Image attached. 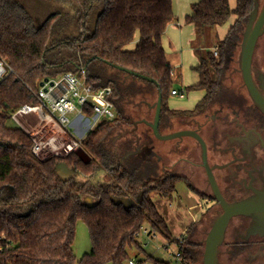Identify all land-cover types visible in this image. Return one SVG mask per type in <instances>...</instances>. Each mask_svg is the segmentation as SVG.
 Masks as SVG:
<instances>
[{
	"label": "trees",
	"instance_id": "16d2710c",
	"mask_svg": "<svg viewBox=\"0 0 264 264\" xmlns=\"http://www.w3.org/2000/svg\"><path fill=\"white\" fill-rule=\"evenodd\" d=\"M52 1L66 8L64 15L52 13L36 25L22 3L0 0V60L12 68L0 81V264H126L132 251L149 264H170L146 254L136 234L148 221L152 232L171 238L151 193L171 197L178 178L166 173L144 178L139 165L129 161L131 156L123 159V152L111 141L132 123L125 105L118 103L115 118L100 122L82 139L81 146L90 156L88 163L73 152L46 158L36 155L30 134L9 120L22 105L38 102L36 93L45 78L67 71L83 69L89 83L109 86L112 95H119L117 80L102 83L101 76L91 72L95 59L154 78L157 85L144 81L156 87L155 99L161 93L160 123L167 113L205 112L217 103L220 78L241 43L255 0H236L233 9L228 0H198L185 16L197 35L236 16L225 38L217 43V54L208 52L192 68L198 82L187 89L202 90L204 95L190 111L171 110L167 105L173 64L161 36L174 19L172 0ZM70 23L76 24L75 35L67 27ZM63 47L72 51L69 59L46 61L51 50ZM57 162L74 167L79 175L63 179L55 170ZM98 170L106 172L107 182L92 180ZM119 197L132 204H114L112 199ZM77 220L86 225L91 243L90 252L79 259L73 252ZM193 230L190 224L182 237V264H202V243L191 239Z\"/></svg>",
	"mask_w": 264,
	"mask_h": 264
},
{
	"label": "rangeland",
	"instance_id": "374dc122",
	"mask_svg": "<svg viewBox=\"0 0 264 264\" xmlns=\"http://www.w3.org/2000/svg\"><path fill=\"white\" fill-rule=\"evenodd\" d=\"M22 3L30 16L34 20L36 25H41L49 15L55 12L66 11V8L62 4H59L52 0H17ZM258 3L257 12H260L264 4V0H256ZM62 15L64 13L62 12ZM68 29H71L73 34H76V24L70 23L67 25ZM214 27H207L205 29V34H198V40L195 43L196 46L200 48L201 57H207L208 52H213L214 46L216 45V36H215ZM240 51L241 47L238 44L233 51V56L229 60L227 69L222 74L220 78L221 81V91L217 97V103H214L211 107L215 108L218 104H225L228 101L233 104L240 106L238 109L247 110L248 104L252 102L246 88L243 84L239 60H240ZM72 55V51L68 48H59L51 50L47 56L46 61L49 63H56L61 60L69 59ZM170 62L175 66H181L180 71H176L173 76L172 88L181 92L184 87L192 85L195 80V74L192 72V69L188 67L189 59H184L183 54L180 50L173 48L169 54ZM264 58V33L259 38L253 59L261 61ZM194 60H191L193 63ZM90 69L92 73H98L101 78V82L104 83L108 79L117 80L119 82L120 94L112 95L111 100L114 104L115 110L116 105H125L124 111L132 119L133 123L138 122L139 120L153 119V110H149L148 106L156 101L155 93L156 87L147 83L146 81L141 80L137 77L127 75L126 72L119 70L115 67L106 65L100 60H93L90 64ZM214 77V71L212 72ZM195 95H198V91L188 92L185 98H179L177 96L169 95L167 99V105L171 109L181 108L184 101H189L193 99ZM155 100V101H154ZM253 103V102H252ZM210 107V108H211ZM168 117L169 114L167 113ZM69 118L73 120L75 114H70ZM163 122V121H162ZM159 124L160 134H168L176 130H181L182 125L178 124L177 121H173L172 125L163 123ZM37 121L31 116H13L9 120V124L12 126L23 127L27 132H32V129L36 126ZM86 128L80 126L77 123H74L71 127L74 137L77 139L84 138L86 135V130L91 124L92 120L86 121ZM95 126H91L93 129ZM127 128H133L131 125ZM136 131L141 137V144L143 145L142 152L137 153L136 156L129 157V161L139 165L141 168L142 175L144 178H158L164 175L166 162L165 154L166 150L170 144H173L176 140H160L155 137L151 131L148 130L145 123L138 122ZM64 136L63 133L55 132L52 133L48 131L46 133H41L40 138L44 141L52 139V144L45 143L42 146V156H64L62 148L59 141H55V137ZM72 138V136H71ZM186 140H190L191 144L193 142L190 138L185 137ZM68 139H64V143L68 142ZM113 144L122 143L123 141L117 138H112L111 141ZM57 143V144H56ZM56 144V146L54 145ZM195 145V144H194ZM82 147L81 145H79ZM196 146V145H195ZM121 151L122 147L119 146ZM129 156V155H128ZM126 156L125 158H127ZM104 170H98L97 173L92 177V180H106L104 175ZM151 198L158 208L159 213L166 220L168 229L171 234L170 239H166L159 233H154L151 231L148 221H145L142 225V230L137 237L142 247L144 248L146 254L153 255L155 258L170 262V264H176L174 254L178 250L176 239L184 234V230L190 224L193 225V235L192 240L202 243V251L204 246V240L206 234L210 228V225L213 219L217 216L218 211L214 212L213 208L210 207L206 202L199 196L196 190L190 188V185L186 181L181 180L177 181L175 185V191L171 197L163 198L158 193H151ZM235 222V220H234ZM147 229L149 233H144L143 230ZM229 240V235L226 236L225 240ZM225 245L220 246L218 255V264H236L235 262H230L226 256ZM91 243L89 238V233L86 225L81 221L77 220L75 224V238L73 241V252L77 259H79L83 254L90 252ZM131 256H137L143 258V255H137L136 252L132 251ZM240 260V259H239ZM242 261V260H241Z\"/></svg>",
	"mask_w": 264,
	"mask_h": 264
},
{
	"label": "flooded vegetation",
	"instance_id": "af4514ba",
	"mask_svg": "<svg viewBox=\"0 0 264 264\" xmlns=\"http://www.w3.org/2000/svg\"><path fill=\"white\" fill-rule=\"evenodd\" d=\"M252 75L264 95V58L261 61L252 60ZM229 101L198 114H169L162 123L172 125L173 121H177L182 125L181 130H195L204 139L207 162L219 193L227 202L264 200V114L252 102L243 111ZM147 106L154 111L153 107ZM131 126L134 127L133 121ZM132 129L127 128L116 136L123 141L114 144L117 149L122 147L123 159L128 155L136 156V152L140 153L143 149L139 133L136 130L130 132ZM125 131L128 133H123ZM188 138L196 146L185 137L176 138L169 145L164 173L176 176L178 181H186L219 214L221 206L215 199L203 167L200 145L194 138ZM104 175L106 177V172ZM98 182H107V178ZM228 235L229 240H225ZM222 245L227 247L226 256L230 262L264 264V214L233 217L226 227Z\"/></svg>",
	"mask_w": 264,
	"mask_h": 264
},
{
	"label": "built area",
	"instance_id": "2783aa9c",
	"mask_svg": "<svg viewBox=\"0 0 264 264\" xmlns=\"http://www.w3.org/2000/svg\"><path fill=\"white\" fill-rule=\"evenodd\" d=\"M216 50L214 55H216ZM12 72V68L4 60H0V81ZM47 79V80H45ZM43 84L39 86L36 93V104L22 105L13 116H31L37 123L32 132H28L33 140L32 151L36 155L42 156V146L47 143L52 144V139L44 141L40 138L41 133L51 131L60 132L64 136L55 137L59 141L64 154L73 152L81 145V141L74 137L71 127L74 123L86 128V121L92 120L91 126H97L104 120H112L116 116V110L111 100L112 89L109 86H96L87 81L86 72L81 69L79 72L67 71L54 77L45 78ZM170 95H181L176 89L170 91ZM88 112L91 115H88ZM70 114H75L71 120ZM12 116V117H13ZM91 126L86 130L90 131ZM94 127V128H95ZM72 136V138H71ZM64 139L69 141L64 143ZM57 144V143H56ZM56 144H54L56 146ZM46 158V157H43ZM140 231L136 234L139 236ZM144 233H149L147 229ZM182 237L177 238L178 250L174 254L176 264H182ZM126 264H149L141 257L132 256Z\"/></svg>",
	"mask_w": 264,
	"mask_h": 264
},
{
	"label": "water",
	"instance_id": "95a60500",
	"mask_svg": "<svg viewBox=\"0 0 264 264\" xmlns=\"http://www.w3.org/2000/svg\"><path fill=\"white\" fill-rule=\"evenodd\" d=\"M257 6L258 3L255 0L254 8L250 12L247 22L244 26V30L242 32L241 43H240L241 51H240L239 68H240L242 81L246 88L248 96L252 100L253 104L259 109V111L264 114V95L259 91L252 75L253 55L255 52L257 42L264 33V4L260 12H257ZM112 66L128 74L152 82L155 85L158 84L157 81L150 76L140 74L138 72L132 71L130 69L124 68L119 65L113 64ZM42 84L43 82L40 83V85ZM161 103H162V98H161V93L159 92L156 101L152 105H150L151 107L154 108L153 119L151 121L143 119V120H139L138 122L145 123V125L151 129L153 135L159 138L160 140H171L182 137H192L199 143L201 148V159H202L203 167L206 171V175L211 185L215 199L219 202L221 206V212L213 219L204 240L202 264H218L219 247L224 240L225 230L229 221L233 217L239 215L264 214V200L247 199L232 203L227 202L219 193V190L215 183V179L207 162V145L204 139L195 130H191V129L177 130L168 134H160L159 122L161 116ZM138 122L133 123L134 127L132 130H130V132H133L137 129ZM123 133L126 134L128 133V131H125ZM262 146H264L263 143ZM73 153L84 163H88L90 161V156L80 146L75 148L73 150ZM55 170L63 179H69L79 174V171H77L74 167H69L64 162H57L55 164ZM112 201L114 204L122 205L124 207L132 203L131 200L124 199L121 197L113 198ZM89 205L93 206L95 205V203L89 202Z\"/></svg>",
	"mask_w": 264,
	"mask_h": 264
},
{
	"label": "crops",
	"instance_id": "0c3cea01",
	"mask_svg": "<svg viewBox=\"0 0 264 264\" xmlns=\"http://www.w3.org/2000/svg\"><path fill=\"white\" fill-rule=\"evenodd\" d=\"M197 1L198 0H172V10H173L174 19L167 25L164 33L161 36V45L164 48L166 54H169V52H171L173 48L180 50L183 54L184 59L187 58L189 59L187 63H188V67H190L191 69L199 63L201 58V56H199L200 48L195 45L199 36L197 35L194 27L186 22L185 16L191 13L192 5ZM228 2L231 9H233L236 6V0H228ZM235 19L236 16L231 15L225 24L214 27L215 36L217 39L216 45L213 47L214 50H216L217 43L225 38L228 29L234 23ZM136 41L137 40L135 39V41L131 43L130 45L131 48L135 46ZM191 60H194L193 63H191ZM180 67L181 66L173 65V76L175 75L176 71H180L181 69ZM192 72L195 74L196 77L195 82L192 84L194 85L198 82V76L193 70ZM187 87L188 86L184 87L183 90H181V95H174V96H177L179 98H185L187 93L192 91L187 89ZM193 91H198V95H195L193 99L189 101H184L182 103L183 106L181 108H176V109L171 108V110H175V111L192 110L195 107L196 103L204 95V92L202 90L193 89Z\"/></svg>",
	"mask_w": 264,
	"mask_h": 264
}]
</instances>
